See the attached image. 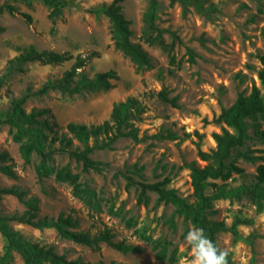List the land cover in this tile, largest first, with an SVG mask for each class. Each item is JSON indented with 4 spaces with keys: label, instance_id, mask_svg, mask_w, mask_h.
I'll list each match as a JSON object with an SVG mask.
<instances>
[{
    "label": "rangeland",
    "instance_id": "obj_1",
    "mask_svg": "<svg viewBox=\"0 0 264 264\" xmlns=\"http://www.w3.org/2000/svg\"><path fill=\"white\" fill-rule=\"evenodd\" d=\"M4 2L14 5L18 14H0L3 29L0 32V77L8 61L29 47L39 52L69 51L73 56L96 52L98 57L92 59L82 73L93 79L98 73L113 71L118 77L111 81L113 87L108 91L73 96L49 92L39 99L30 98L23 106L26 113L32 109H50L61 128L60 135L66 132L64 127L68 123L88 127L101 125L110 119L115 104L136 98L144 114L135 126L139 136L146 137L140 143L123 138L110 150L93 152L91 158L103 163L101 172H83L82 166L66 155L54 156L55 167L67 165L95 193L93 204L87 205L72 195L67 184L57 183L53 176L39 184L34 170L39 159L33 156L30 163L24 164L9 127L0 126V151L9 154L17 175V179H11L0 173V187L15 186L28 197H36L39 218L70 214L77 219L79 230L95 235L109 229L114 241L137 246L142 252L123 254L104 243L96 252L60 238L52 229L37 230L15 222L11 227L25 240L52 247L68 260L80 259L81 264H180L182 258H190L184 238L191 225L173 216L171 206L158 203L155 193L148 192L146 203H139V187L137 184L127 187L124 175L130 176L134 183H155L168 178V188L175 189L189 203L193 202L190 167L205 165L198 151L214 150L212 134L220 133L224 127L213 120L221 108L233 104L239 93L249 94L252 86L264 94L257 79L261 66L256 58L264 55V0H158L156 27L167 32L157 39L152 34V43L147 42L149 35L144 34L142 22L147 0H123L120 11L130 22V41L139 44L152 62V67L144 72H137L128 58L114 50L108 19L88 13L89 9L112 0H76L78 8L64 9L54 22L39 0L29 3L0 0ZM21 14L31 16L30 25ZM160 42L173 47L179 68L169 64V56ZM188 49L195 54L193 62H189ZM70 64H24L22 73H14L0 89V116L9 109L12 99L21 97L29 87L35 91L47 81L59 80ZM163 90L169 98L177 97L178 108L157 97ZM51 136L49 134V138ZM72 148L82 149V145L73 141ZM247 151L264 155V146L249 140L240 149V152ZM232 161L243 174H232L226 182L227 189L246 187L248 190L238 199L217 200L212 204L214 213L209 219L222 221L227 228L217 235L216 243L229 250V264H264V202L258 204L249 194L256 183L257 164L239 157ZM216 184L222 182L216 181ZM207 193L211 194L212 188ZM258 194L264 195V184L258 188ZM24 210L12 196H5L0 204L1 215L21 214ZM236 219L250 223L238 225L235 236L231 228ZM144 235L150 236L152 241L169 243L170 251L177 250V261L157 262L152 244L141 238ZM5 250L6 242L0 235V257ZM9 264H23V261L12 252Z\"/></svg>",
    "mask_w": 264,
    "mask_h": 264
},
{
    "label": "trees",
    "instance_id": "obj_2",
    "mask_svg": "<svg viewBox=\"0 0 264 264\" xmlns=\"http://www.w3.org/2000/svg\"><path fill=\"white\" fill-rule=\"evenodd\" d=\"M29 3L33 0H22ZM48 10V18L54 22L66 8H78L76 0H39ZM174 1V0H171ZM181 1V0H180ZM123 0H112L109 4L89 9L88 13L94 17L104 16L110 24V35L114 50L128 58L137 72H144L152 67L151 59L139 44L130 41L132 32L130 22L125 19L121 10ZM148 6L143 14L142 22L144 34H148L147 42L152 43V34L156 39L161 38L166 30L156 27L158 19V0H147ZM7 13L11 16L18 14V9L7 2L0 3V14ZM26 24L32 22L31 16L21 14ZM3 29L0 28V32ZM174 39L178 37L171 33ZM264 42V31H263ZM169 56V64L179 68L173 54V47H166L160 42ZM189 62L194 61L195 54L190 49L186 50ZM96 52L86 56H73L68 52L56 53L53 51H36L29 47L24 49L18 56L8 61L5 73L0 77V89L7 79L14 73H22V66L26 63H39L41 65H62L71 62L61 78L57 81H47L37 90L26 89L25 94L11 100L9 109L0 116V126L7 125L12 141L18 144V151L24 164L31 162L32 157L39 159L34 170L37 181L41 184L44 179L53 176L57 183L67 184L71 188L72 195L87 205H92L95 193L90 187L80 181V175L72 172L66 165L55 167L54 156L66 155L70 160L80 164L83 172H101L103 163L95 161L91 155L95 151L110 150L118 140L129 138L134 143L142 142L146 137L139 136V129L135 123L140 121L144 108L136 98H129L124 102L115 104L112 108L110 119L97 126H85L83 124L68 123L64 127L65 133L58 135L61 129L54 115L48 108L32 109L26 113L23 106L30 98L39 99L49 92H59L62 95H80L111 90V81L118 80L115 72L107 71L98 73L93 79L87 78L82 69L94 58ZM261 68L257 72L260 87L264 89V55H257ZM157 97L178 108L177 97L169 98L165 90L160 91ZM218 125H223L220 133H213L212 139L215 149L210 152L198 151V157L205 163L203 167H190V185L192 188L193 202L189 203L181 198L175 189L168 188L170 179L164 178L155 183H134L132 178L124 175L127 187L136 185L139 187L138 202L146 203L148 192L157 195V202L169 205L173 208V216L182 218L191 226L203 227L206 235L215 243L219 233L227 230L222 221H212L209 216L214 213L213 203L217 200L240 198L246 187L227 189V181L232 174H243V170L236 167L232 161L239 157L247 162L257 164L255 169V186L249 189L253 200L264 202V195L258 194V188L264 184V155L257 151L240 152L249 140H256L264 146V94L256 86H252L250 93H239L233 104L227 108H221L220 114L213 120ZM250 132L252 136L250 135ZM49 134L52 136L49 138ZM73 141L82 145V149L72 148ZM92 141V144L90 142ZM58 144L54 147V144ZM11 157L6 151H0V173L4 176L17 179ZM216 181L222 184L217 185ZM212 188V193L207 191ZM5 196L16 198L25 210L21 214L10 216L0 214V235L6 242L4 255L0 257V264H9L11 253H17L23 264H81L80 259L68 260L65 255L57 254L52 247L40 246L38 243L25 240L22 235L11 227L15 222L27 225L37 230L52 229L56 234L67 241L88 247L94 251L100 250V244L104 243L111 249L123 254L140 253L142 249L127 244L123 241H114V236L109 229H105L95 235L78 229V221L70 214H60L56 218H39V200L36 197H28L26 192L12 187H0V204ZM172 216V217H173ZM172 219V218H171ZM246 219H236L231 228L233 235H237L236 227L249 224ZM146 243H151L155 252V259L159 263H175L177 250L170 251V244L161 241H152L150 236H141ZM218 244V243H216Z\"/></svg>",
    "mask_w": 264,
    "mask_h": 264
},
{
    "label": "clouds",
    "instance_id": "obj_3",
    "mask_svg": "<svg viewBox=\"0 0 264 264\" xmlns=\"http://www.w3.org/2000/svg\"><path fill=\"white\" fill-rule=\"evenodd\" d=\"M184 244L189 248L190 258H182L180 264H229V250L209 238L203 227L191 226Z\"/></svg>",
    "mask_w": 264,
    "mask_h": 264
}]
</instances>
